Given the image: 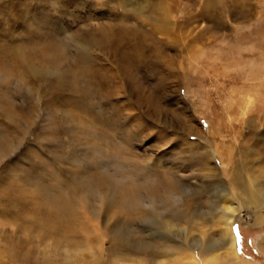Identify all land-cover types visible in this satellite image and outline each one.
<instances>
[{
	"label": "rangeland",
	"instance_id": "1",
	"mask_svg": "<svg viewBox=\"0 0 264 264\" xmlns=\"http://www.w3.org/2000/svg\"><path fill=\"white\" fill-rule=\"evenodd\" d=\"M0 6L9 52L35 53L28 63L50 70L22 79L7 62L0 66V105L14 113L0 106V130L20 138L0 163V264L196 258L201 264L189 248L184 255L169 244L149 254L134 251L135 244L159 242L163 233L186 247L218 246L223 226L215 212L223 205L211 180L220 177L232 198L240 165L264 189V0H0ZM121 29L128 36L111 45ZM116 80L121 87L113 92ZM128 182L179 184L178 207L189 218L168 219L171 231L148 228L124 197L134 187ZM110 191L114 201L100 200ZM232 200L238 262L264 264V209ZM59 206L89 224L68 244L57 237L65 231L57 235L42 221L41 213ZM112 226L121 247L109 253L101 238L98 254L91 238L114 233Z\"/></svg>",
	"mask_w": 264,
	"mask_h": 264
},
{
	"label": "bare ground",
	"instance_id": "2",
	"mask_svg": "<svg viewBox=\"0 0 264 264\" xmlns=\"http://www.w3.org/2000/svg\"><path fill=\"white\" fill-rule=\"evenodd\" d=\"M2 6V5H1ZM0 6V7H1ZM1 9V8H0ZM4 11V10H3ZM2 21V20H0ZM7 21V20H6ZM5 26V25H4ZM1 30V29H0ZM7 31V29H5ZM8 33V32H7ZM5 33L0 32V42H2L3 44H0V66H3V63L7 62V66H9L10 68H14V71L16 72V75L22 79H25L27 76H32L33 78L38 77L41 74H47L50 72V70H40V68H37L36 66H34L33 64L28 63V59L32 60V58H36L35 53L30 54V55H22L19 52H9V48L6 46V42L4 41L3 37H4ZM128 36V33L125 32V30H120L118 32V34L116 35V37L114 39H111V42L113 44H116L121 38V37H125ZM7 37V36H6ZM109 43V42H108ZM8 45V44H7ZM10 46V45H9ZM108 46V45H107ZM116 46V45H115ZM115 48V47H114ZM81 56V55H80ZM86 57V56H85ZM135 57V55H134ZM37 60H41V59H37ZM42 61V60H41ZM46 61V60H45ZM44 61V62H45ZM135 62V60H134ZM43 64V63H42ZM45 68V67H44ZM102 69V68H101ZM96 70V69H95ZM95 74H97L95 72ZM98 75V74H97ZM94 77V76H93ZM99 78V82H103L106 83L107 79H104V77H102V75H98ZM107 77V76H106ZM105 77V78H106ZM97 78V77H96ZM117 78V73H114V79ZM103 79V80H102ZM94 83L98 84V80L94 79ZM108 84V83H107ZM110 85V84H109ZM120 86V83L116 80V85H113L112 91L114 92V87ZM118 86V87H119ZM111 91V94H112ZM1 106V105H0ZM2 110L8 113H13L11 107H2ZM17 110V109H16ZM15 111V110H14ZM14 114V113H13ZM98 130V129H97ZM7 131V130H6ZM4 131L2 132L0 130V163L16 148V146H18L20 138L16 137V139H14V137L12 138L11 134L8 132ZM97 132V131H96ZM100 132V130H99ZM103 132V131H102ZM100 135V134H99ZM98 135V136H99ZM192 145V144H191ZM195 146V145H194ZM129 154V153H128ZM127 154V155H128ZM120 155V154H119ZM202 155V154H201ZM116 156V155H115ZM121 157V156H120ZM123 157V156H122ZM209 157V156H208ZM94 158V157H93ZM98 157H96L97 160ZM118 158V156H117ZM211 158V157H210ZM99 159V158H98ZM119 159V158H118ZM130 159V158H129ZM95 160V159H94ZM123 160H126V158ZM210 160V159H209ZM101 161V160H100ZM99 161V162H100ZM131 161V160H130ZM97 162L99 165L101 163ZM132 162V161H131ZM138 163V161H136ZM142 162V161H141ZM92 163L94 164L93 160ZM96 163V162H95ZM103 163V162H102ZM116 164V162H114ZM121 163V162H120ZM119 166H123L125 164H121ZM97 164V165H98ZM114 164V165H115ZM118 164H116L118 166ZM132 164V163H131ZM130 164V165H131ZM142 165V164H141ZM143 166V165H142ZM125 167V166H124ZM128 167V165H127ZM126 167V168H127ZM118 168V167H117ZM123 168V167H122ZM135 168V167H134ZM235 168V167H233ZM116 169V168H115ZM128 170V169H127ZM132 170V169H131ZM145 170V169H144ZM148 170V169H147ZM152 170V168H151ZM211 170V169H210ZM100 171V170H98ZM118 171V170H117ZM122 171V170H121ZM129 171V170H128ZM92 172V171H91ZM135 172V171H134ZM142 172V171H141ZM146 172V171H144ZM149 172V171H148ZM153 172V171H152ZM93 173V172H92ZM138 173V172H137ZM155 173V172H154ZM157 173V172H156ZM160 173V172H159ZM213 173V172H212ZM245 170L243 169V167H241L240 165H238L234 170H233V177H231V186L234 189V193L232 192V198H237V199H243L247 204L251 205L253 208L257 209L258 207H262L264 209V189L261 186V181H256L253 180L252 178H249L246 174H245ZM95 174V173H94ZM136 175V174H134ZM143 175V174H142ZM141 175V176H142ZM149 175V174H148ZM217 175V173L211 175L212 177H215ZM231 175V176H232ZM127 176V175H126ZM132 176V175H130ZM129 176V177H130ZM144 176V175H143ZM142 176V178H143ZM156 176V175H154ZM128 177V178H129ZM134 177V176H133ZM136 177V176H135ZM153 177V176H152ZM162 177V176H160ZM126 178V179H128ZM150 178V177H149ZM148 178V179H149ZM130 179H133L130 177ZM147 179V180H148ZM125 180V179H124ZM110 181V180H108ZM137 181V180H136ZM140 181V179H139ZM117 182V181H116ZM134 182V181H133ZM141 182V181H140ZM167 182V181H166ZM212 185L214 186L213 188V195H218V198L222 201V207L220 209H218L215 213L218 216L217 218L219 219V221L221 222L223 228H222V233H221V237H220V241L218 246H216V248H214L215 246L213 245H208L207 247H205L204 249H201L200 245H196V247H193V245H189L188 247L185 246V244L181 241V240H177V239H172L171 236H167V234H163L161 233L162 229H166L168 231H171V227H170V221H168V219H174L177 220L176 218H179L181 216H184V218H189V213H187V210L185 209V211H181V208L178 207V203L180 201V197L183 196V191L184 189H182L183 187H181L179 184H175V188L174 186L171 188V186H167L166 188H160L159 187H154V188H149L148 185L146 184H138V186L135 187L134 184H131V186L134 187L128 189L125 194L124 197L126 198V200L130 203V205H135L138 209L139 212V216L137 215L138 218H141V220L144 222V224L146 226H148V228H153L155 232H159L162 234V237L159 239V242H144L143 243L139 242L140 244H138L137 240V244H135V250L134 251H140L141 249H144V251L146 250L147 253L149 254H157V253H163L165 251V249L168 247L169 244H172L174 246L173 249H176L177 251H180L182 253H184V249H192L191 253L193 254L194 258L195 257H200L204 260H201V264H227L228 262L230 264H244L242 262H238V254L235 248V237L233 235L232 229H231V225H232V221L235 219V211L236 209H238V207L236 206L237 204H233V200L231 198L230 195V191L227 187L224 186L223 184V180L218 177L216 179L211 180ZM108 183V182H107ZM127 183V182H126ZM147 183V182H146ZM172 183V182H171ZM109 184V183H108ZM136 184V183H135ZM112 185V184H111ZM127 185V184H126ZM142 187H147L148 189H142ZM128 188V187H127ZM231 188V187H230ZM88 189V188H87ZM137 189V191H136ZM141 189V190H140ZM111 190V189H110ZM12 191V190H11ZM109 191V189H108ZM115 191V190H114ZM119 191V190H118ZM113 192V191H112ZM73 193V192H72ZM88 193V191H87ZM117 193V192H116ZM121 194V193H120ZM123 194V192H122ZM99 196V193L97 194ZM90 196V195H89ZM101 199H105L104 203L107 202H111V199L113 198V195L110 192H108L107 195H105V193L101 194ZM106 196V197H105ZM209 197V196H208ZM14 198V197H13ZM215 198V197H214ZM71 199V198H70ZM88 195H85L84 198V202H81V207L82 210L85 209V206L83 205L84 203H86L88 201ZM113 200V199H112ZM125 200V199H124ZM65 201V200H64ZM102 201V203H103ZM107 201V202H106ZM114 201V200H113ZM126 201V202H127ZM216 201V200H215ZM123 202V199H122ZM213 202V201H212ZM67 203V202H65ZM102 203H100L102 205ZM116 203V202H115ZM119 203V202H117ZM116 203V204H117ZM211 203V202H210ZM242 203V202H241ZM181 204V203H180ZM71 205V204H70ZM68 203V206H70ZM100 205V206H101ZM104 205V204H103ZM115 205V204H114ZM62 206V205H61ZM52 207L49 209H46L44 212L45 216L43 217L42 213V221L43 223L46 225L47 228H52L54 230H56V234L58 235L60 230L65 231V233L63 235H58V239L59 242L63 239V241H66L67 244L70 243L72 241V238L74 235L77 234H82V232H84V234L86 233V231H88V227L87 225H89L83 218H79L76 219L75 216H77V214H74L75 212L70 211L69 207L68 209L66 207ZM104 206H109L104 205ZM186 206V205H185ZM189 206V205H188ZM240 206V205H239ZM3 207V206H2ZM88 207V206H87ZM99 207V206H98ZM113 207V206H112ZM133 207V206H132ZM8 208V207H7ZM6 208V209H7ZM93 208V207H92ZM100 208V207H99ZM102 208V207H101ZM187 208V207H186ZM5 209V210H6ZM10 209V208H9ZM108 209V207H107ZM118 209V208H117ZM261 209V208H260ZM81 210V209H80ZM95 210V209H94ZM126 210V209H125ZM136 210V209H135ZM4 211V210H3ZM89 208H87V210L83 211L84 212H88ZM99 211V210H98ZM120 211V210H119ZM127 211V210H126ZM137 211V210H136ZM258 211V210H257ZM102 212V211H101ZM107 212V211H106ZM5 213V211H4ZM40 213V212H39ZM93 213V212H92ZM129 213V212H128ZM137 213V212H136ZM99 214V213H98ZM214 214V213H213ZM85 215V214H84ZM97 214H95V217ZM100 215V214H99ZM194 215V214H193ZM40 216V215H39ZM132 216V215H131ZM83 217V216H82ZM99 217V216H98ZM87 218V217H86ZM133 219V217L131 218ZM182 219V218H181ZM191 219V218H190ZM135 220V219H133ZM139 220V219H138ZM186 220V219H185ZM188 220V219H187ZM140 221V220H139ZM178 221V220H177ZM132 223V222H131ZM119 224V223H116ZM129 224V223H128ZM139 224V223H138ZM95 226V224H92V226ZM114 227V226H112ZM111 227V228H112ZM119 227V226H118ZM121 227V226H120ZM131 227V226H130ZM96 228V227H95ZM94 228V229H95ZM116 227H114L115 229ZM132 228V227H131ZM93 229V230H94ZM109 229V228H108ZM90 230V229H89ZM131 230V229H130ZM91 231V230H90ZM114 233L111 234V232L105 234V235H94L92 236L91 239H95L97 241V243L100 245H98L96 248L98 251V254H100L103 250V247L100 243V239L102 238V242L103 239L108 240V252L110 253V251H118L120 249L121 246L117 245V239L116 238H120L121 237V233L117 232L116 229L113 230ZM99 233V232H98ZM105 233V232H104ZM83 234V235H84ZM68 236V237H66ZM81 237V236H80ZM85 239H90V235L85 236ZM104 237V238H103ZM115 237V238H114ZM136 237V236H135ZM140 237V236H139ZM69 238V239H68ZM76 238V237H75ZM80 239V238H79ZM71 240V241H70ZM82 240V239H81ZM145 240V239H144ZM83 241V240H82ZM133 241V240H132ZM141 241V240H140ZM74 242V241H73ZM80 242V241H79ZM126 242V241H124ZM122 243V242H121ZM195 243V242H194ZM63 244V243H62ZM123 245V244H122ZM95 246V245H94ZM124 246V245H123ZM171 246V245H170ZM99 247V248H98ZM259 248L264 249V238H262L259 242ZM133 251V250H132ZM133 251V252H134ZM176 251V252H177ZM210 251V252H208ZM97 252V251H96ZM123 253V251H121ZM119 252V253H121ZM188 252V250H187ZM186 252V253H187ZM200 252H204L207 253L205 258L201 257ZM114 253V252H113ZM2 252L0 251V257H1ZM127 254V253H126ZM179 254V253H178ZM11 255V254H10ZM185 255V253H184ZM181 256V255H180ZM187 257V256H186ZM177 259V258H176ZM183 260V259H182ZM199 262V260L196 258V260H192L190 261L188 264H197ZM162 263H164V261H162ZM182 263V261H181ZM179 263V264H181Z\"/></svg>",
	"mask_w": 264,
	"mask_h": 264
}]
</instances>
